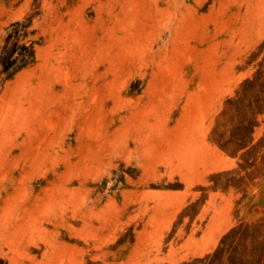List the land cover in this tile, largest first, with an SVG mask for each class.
Returning a JSON list of instances; mask_svg holds the SVG:
<instances>
[{
    "label": "rangeland",
    "instance_id": "1",
    "mask_svg": "<svg viewBox=\"0 0 264 264\" xmlns=\"http://www.w3.org/2000/svg\"><path fill=\"white\" fill-rule=\"evenodd\" d=\"M17 22L0 264H264V0H0V51Z\"/></svg>",
    "mask_w": 264,
    "mask_h": 264
},
{
    "label": "trees",
    "instance_id": "2",
    "mask_svg": "<svg viewBox=\"0 0 264 264\" xmlns=\"http://www.w3.org/2000/svg\"><path fill=\"white\" fill-rule=\"evenodd\" d=\"M23 24L17 22L11 25V32L8 33L6 37V47L11 45L9 49L3 48L0 51V66L2 67L3 71L7 73L15 66V63L21 64V66L29 63L34 55L31 48H28L24 45H18L17 38L20 35L21 28ZM18 69V67H16ZM14 69L13 71H16ZM258 87V93L262 95L261 100H257L258 102H262V108H264V68L260 65V68L255 72L253 78L251 80H246L244 82V87L247 88H254ZM261 110V109H260ZM261 112V111H259ZM258 225H245V226H238L229 231V233L223 237L222 243L226 240H231V242L237 241L238 244L243 243L248 238H252L254 232L257 230ZM227 261L225 264H261L262 257L258 259H249L243 260L240 254L237 251H226ZM220 253H222L221 248H218L211 260L208 264H219L221 261ZM253 258V257H252ZM1 262V261H0ZM201 261H198L200 263ZM197 263V262H196Z\"/></svg>",
    "mask_w": 264,
    "mask_h": 264
}]
</instances>
